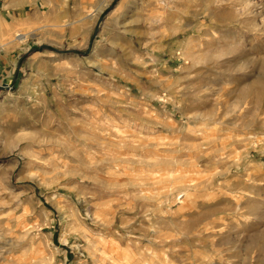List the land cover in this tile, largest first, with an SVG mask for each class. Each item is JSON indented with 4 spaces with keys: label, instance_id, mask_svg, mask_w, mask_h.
<instances>
[{
    "label": "rangeland",
    "instance_id": "obj_1",
    "mask_svg": "<svg viewBox=\"0 0 264 264\" xmlns=\"http://www.w3.org/2000/svg\"><path fill=\"white\" fill-rule=\"evenodd\" d=\"M263 61L264 0H0V264H264Z\"/></svg>",
    "mask_w": 264,
    "mask_h": 264
},
{
    "label": "bare ground",
    "instance_id": "obj_2",
    "mask_svg": "<svg viewBox=\"0 0 264 264\" xmlns=\"http://www.w3.org/2000/svg\"><path fill=\"white\" fill-rule=\"evenodd\" d=\"M18 36V38L20 39V40H24V39H26L27 38V36H25V35H21V34H19V35H17ZM262 69H263V74H264V61H263V63H262ZM262 78H264V75L262 76ZM260 80V79H259ZM252 86V85H251ZM253 90H254V88H253ZM253 90H250L251 91V93L252 92H254ZM257 90V89H256ZM250 93V94H251ZM247 97H248V95H247ZM209 216L211 217H215L216 216V213L215 212H209V213H206V214H204V215H202L201 216V219H202V222L204 221V220H206V219H208L209 218ZM199 217V216H198ZM199 220V219H198ZM197 221V220H196ZM186 225V224H185ZM257 242V241H256ZM261 249H263V248H261Z\"/></svg>",
    "mask_w": 264,
    "mask_h": 264
}]
</instances>
